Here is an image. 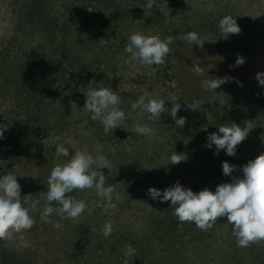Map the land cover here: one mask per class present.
Wrapping results in <instances>:
<instances>
[{
    "label": "rangeland",
    "instance_id": "1",
    "mask_svg": "<svg viewBox=\"0 0 264 264\" xmlns=\"http://www.w3.org/2000/svg\"><path fill=\"white\" fill-rule=\"evenodd\" d=\"M146 3L0 0V177L17 176L23 206L35 220L24 233L30 247L21 246L18 238L0 240V264H123L128 244L136 249L131 264H264V241L238 247L226 217L200 230L181 223L170 201L147 194L149 188L163 192L177 181L194 192H215L233 177L242 178L239 169L264 153V86L256 79L264 73V0H156L151 10ZM165 3L175 17L170 22L161 12ZM226 15L236 18L241 32L225 39L218 24ZM137 31L173 37L169 59L177 63L156 67L131 61L125 48ZM188 32L198 33L203 46L178 39ZM238 56L245 58L241 66H236ZM196 64L204 68L203 75L192 70ZM209 77H227L228 82L215 93L202 87ZM93 79L120 94L126 116L131 101L146 92L164 99L168 112L152 123L137 110L106 134L83 109ZM43 80L51 91L40 101L35 88ZM173 97L182 105L176 118H186L183 127H176L168 114ZM197 100L204 104L193 111L187 105ZM72 103L77 107L71 108ZM245 121H253L254 129L235 156L226 150L214 155L215 146L206 147L207 137L221 124L243 127ZM136 123H149L154 136L135 134ZM69 140L72 147L111 161L112 175L109 169L101 171L106 186L114 185L121 199L114 195L117 206L105 214L94 190H77L71 195L92 210L76 219L53 213L52 223H45L40 213L47 202L41 192H47L53 166L68 159H57V144ZM174 151L186 160L172 165ZM223 162L237 171L225 176ZM35 201L40 203L33 209ZM51 206L57 207L55 202ZM107 220L113 232L105 238L101 229Z\"/></svg>",
    "mask_w": 264,
    "mask_h": 264
},
{
    "label": "clouds",
    "instance_id": "2",
    "mask_svg": "<svg viewBox=\"0 0 264 264\" xmlns=\"http://www.w3.org/2000/svg\"><path fill=\"white\" fill-rule=\"evenodd\" d=\"M156 4V0H147L144 7L151 10ZM91 11V10H90ZM161 12L170 22L175 17L170 15L171 11L165 3L161 7ZM223 38L236 35L241 32L236 18L226 15L220 19L218 24ZM173 37L161 38L159 35H145L139 31L130 35L125 51L130 54L131 61H138L143 66L160 67L166 63L176 64L177 59L170 57V45L173 43ZM182 42L192 45L203 46L205 42L201 40L196 32H188L178 37ZM245 63V58L238 56L236 66ZM192 70L197 75H203L204 68L199 65H193ZM256 79L261 86H264V73H258ZM228 82V78H210L202 83L205 90L215 92L217 88ZM87 92L84 111L91 114L92 121H99L103 126L104 132L120 128L121 123L131 117L137 110L140 113H147L150 122L159 120L162 113L168 112L165 107V100L154 98L146 92L139 96L136 101H131V112L126 116L120 105L122 101L118 92L106 87L103 82L97 83L94 79L87 86ZM216 93V92H215ZM218 95V94H217ZM223 95V93L218 96ZM172 108L168 113L174 120L176 127H183L186 118L177 119V113L182 105L177 103L175 97L172 98ZM203 101H194L187 105L193 111L201 109ZM77 107L75 103L71 108ZM207 119H211V112H208ZM253 121H245L244 126L229 122L221 124L217 133H211L207 137L206 147L211 149L215 146L214 155H218L221 150H226L227 155L235 156L238 146L245 141L249 133L254 129ZM3 127V126H0ZM133 132L145 137L154 136V128L149 123H136ZM3 132L0 133V137ZM58 139V138H57ZM264 141V134L261 135ZM126 142V141H125ZM73 141L69 140L59 143L55 149L57 159L64 156L68 157L64 163H57L51 169L47 180V192H41L47 202L40 215L42 222L52 223L49 217L56 213L62 219H76L85 211H91L84 199H77L71 195L74 191L94 190L95 194L104 202L105 214L109 209H115V200L119 201L121 196L116 193L114 185L107 183L105 174L101 169H109V175H112V163L102 154L93 155L88 149H76L72 147ZM71 146L73 154L70 155ZM186 160L184 154H177L175 151L170 156L172 165H176ZM20 167L18 164L16 168ZM243 177H233L231 182L222 183L216 187L215 192L205 188L202 191L194 192L191 188H185L179 181L174 186L168 187L163 192L156 188H149L147 194L153 200L160 199L162 202H171V208L174 209L173 215L181 222L194 223L200 230L207 231L216 225L218 218L226 217L227 224L232 226V235L236 238L237 246L247 248L253 243L264 241V153L250 160L239 169ZM237 168L228 162H223V174L231 176ZM31 197V195L27 196ZM26 197V198H27ZM21 187L17 176L8 173L0 177V240L10 241L19 240L23 247H30L25 232L30 230L35 220L30 215V210L23 206L21 199ZM55 202L57 207H52ZM137 202V201H133ZM39 201L32 204L36 208ZM55 228H60L59 223L54 224ZM105 238H108L113 232V223L107 220L101 229ZM123 264H131L132 258L136 255V249L131 244L125 246Z\"/></svg>",
    "mask_w": 264,
    "mask_h": 264
},
{
    "label": "trees",
    "instance_id": "3",
    "mask_svg": "<svg viewBox=\"0 0 264 264\" xmlns=\"http://www.w3.org/2000/svg\"><path fill=\"white\" fill-rule=\"evenodd\" d=\"M34 8H37L36 10L39 11V12L41 11V6L39 4L35 5ZM48 85H49V83H45V81L43 80L41 82V85L38 86V88L37 87L35 88L36 89V94L39 95V97H40V101H42L44 99L43 98L44 97V93H46V94H47V92L50 93L51 90L48 88ZM39 87H41V90L39 89Z\"/></svg>",
    "mask_w": 264,
    "mask_h": 264
}]
</instances>
